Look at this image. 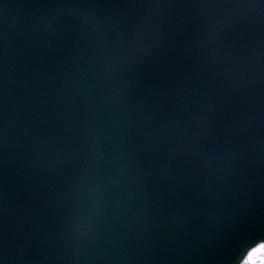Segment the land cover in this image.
<instances>
[{
    "label": "water",
    "instance_id": "water-1",
    "mask_svg": "<svg viewBox=\"0 0 264 264\" xmlns=\"http://www.w3.org/2000/svg\"><path fill=\"white\" fill-rule=\"evenodd\" d=\"M89 2H0L4 264H239L264 243L260 10ZM149 17L169 47L137 89L100 59Z\"/></svg>",
    "mask_w": 264,
    "mask_h": 264
},
{
    "label": "snow or ice",
    "instance_id": "snow-or-ice-1",
    "mask_svg": "<svg viewBox=\"0 0 264 264\" xmlns=\"http://www.w3.org/2000/svg\"><path fill=\"white\" fill-rule=\"evenodd\" d=\"M2 2V0H0ZM89 7H123L127 9H158L181 7L194 9L222 8L228 10L259 9L260 22L264 23V0H90ZM240 18L239 12L229 11L224 23ZM219 22L206 19L200 28L195 47H208L219 30ZM154 20L149 17L125 32H117L111 39L105 38L101 53L100 70L125 80L139 89L146 80L155 79L160 70L162 52L169 45L156 34L150 33ZM155 91V89H153ZM264 240V238H259ZM260 254L259 264H264V243L248 253L244 264H256L254 257ZM0 264L4 260L0 257Z\"/></svg>",
    "mask_w": 264,
    "mask_h": 264
},
{
    "label": "clouds",
    "instance_id": "clouds-1",
    "mask_svg": "<svg viewBox=\"0 0 264 264\" xmlns=\"http://www.w3.org/2000/svg\"><path fill=\"white\" fill-rule=\"evenodd\" d=\"M253 259L254 261H256V264H259V261L261 259L260 254H257Z\"/></svg>",
    "mask_w": 264,
    "mask_h": 264
},
{
    "label": "rangeland",
    "instance_id": "rangeland-1",
    "mask_svg": "<svg viewBox=\"0 0 264 264\" xmlns=\"http://www.w3.org/2000/svg\"><path fill=\"white\" fill-rule=\"evenodd\" d=\"M259 245H260V244H259ZM259 245L255 246L254 248H257ZM254 248H253V249H254ZM253 249H252V250H253ZM252 250H250L249 253H250ZM247 257H248V254H247L246 257L244 258V260L247 259ZM244 260H243V262H242L241 264H244Z\"/></svg>",
    "mask_w": 264,
    "mask_h": 264
}]
</instances>
